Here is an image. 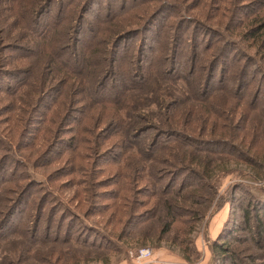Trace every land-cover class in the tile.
Wrapping results in <instances>:
<instances>
[{
	"label": "rangeland",
	"instance_id": "obj_1",
	"mask_svg": "<svg viewBox=\"0 0 264 264\" xmlns=\"http://www.w3.org/2000/svg\"><path fill=\"white\" fill-rule=\"evenodd\" d=\"M86 2L56 0L52 9L71 18L76 30L83 16L92 23L91 14L124 7L117 36L140 30L138 36L113 40L119 76L106 90L113 99L126 87L130 69L137 83L139 75L148 81L155 60L167 70L172 57L173 74L186 78L193 54L197 77L191 76L188 85L195 91L189 93L203 108L187 112L186 96L161 92L165 107H176L170 112L178 113L177 125L191 131L173 127L188 138L164 132L158 144L190 145L195 155L207 151L199 166L190 165L201 178L174 174L171 166L158 163L163 193L151 196L144 174L132 177L130 168L140 163L130 148L134 140L115 136L123 109L106 105L95 115L83 113L76 84L63 90L73 103L53 89L38 106L24 109L22 101L31 93L19 89L21 76H3L0 64V264H264V29H256L264 23V0H93L88 14ZM177 45L175 58L171 50ZM18 54L6 52L0 59L13 62ZM223 89L231 95L239 89L243 101L227 97L225 108ZM167 114L161 113L163 124ZM155 134L147 131L136 141L146 147ZM159 158L171 161V156ZM183 183L205 188H182ZM180 190L194 192L192 199L204 207L186 206L200 209L197 220L181 218L160 236L163 212L156 207ZM64 239L87 241L88 247H62ZM143 249L150 252L147 259H139ZM42 258L45 262L38 261Z\"/></svg>",
	"mask_w": 264,
	"mask_h": 264
},
{
	"label": "trees",
	"instance_id": "obj_2",
	"mask_svg": "<svg viewBox=\"0 0 264 264\" xmlns=\"http://www.w3.org/2000/svg\"><path fill=\"white\" fill-rule=\"evenodd\" d=\"M55 1L0 0V35L1 38L3 37L0 41V54L10 51L19 52L13 62L6 58L3 60L0 59V64L3 65L1 72L3 76H13L16 74L21 76L18 85L19 89H25L26 93H31L29 101L23 102L21 100L23 106H25L23 108L32 110L53 89L60 90L62 92L61 96L65 97L64 100L68 103H73L69 100L72 94L67 96L63 90L76 87L73 85L76 84L78 86V96L81 98V107L79 108L82 112L87 111L88 114L92 113V115H95L97 112L103 110L106 105H114L123 109L122 112L124 115L122 120H120L121 123H117L118 126L116 127L115 136H119L121 141L134 140L135 143L130 148L137 150L140 163L137 164L138 167L130 168L132 177L133 179H137L138 176L144 174V178L148 181L146 184H152L151 188L153 192L151 196L158 197L163 193V189L158 188L160 180V175H158L160 174L159 170L154 168V165L158 163L171 166L173 172H175L174 174L182 173L187 176L194 175L201 178L198 176V171L190 168V165L196 164L199 166L200 163L198 162L201 159H206V156L203 154L207 151L198 149V153L195 155L191 151L190 145L167 148L165 146H159L158 144L159 137L164 135V132L168 136L170 135V137H178L181 135L179 131L173 128L180 127V125H177L178 122L174 121L178 113L170 112L176 107L173 109L165 107L164 101L166 97H162L161 92L171 96V91H173L174 95L186 96V100L191 103L184 106L187 112L194 108L195 104L192 103L193 100L195 102H201L197 101L199 99L192 97L189 93L194 92L195 89L193 86L189 88L188 82H192L190 80L192 78L191 76L193 78L197 77L193 54L190 59V66L186 78L177 79L173 74L176 71L177 60L176 62L172 61V57L168 61L169 68L167 70L162 68L163 62H161L162 67H159V59L155 60V68L151 69L150 76L146 75L149 78L148 81L145 77L143 78L139 75L138 79L142 82L137 83L133 77L135 72L133 69H130V73L126 76L127 80L124 81L126 87L118 93L120 94L119 99H113L106 92L109 89L107 82L112 77L119 76L117 72L119 68V52L116 50L113 51L111 48L113 46V40L116 44V42L118 43L126 36H131V38L138 36L140 30L131 29L117 36L120 28L124 26L120 21L125 11L124 7L118 10L110 7L111 10H106L104 13L100 11L98 14H91V16H94L91 18L93 19L92 23H86L85 17L83 16L80 22H77L78 26L75 30L71 27L73 22L71 18H64L60 14V9L56 10L55 13L53 12L52 8ZM86 3L85 7L88 8V11L84 12L88 14L87 12L90 13L94 3L93 0H87ZM69 5H72V3H69ZM77 8L76 5L74 12H76L75 10ZM148 25H152V22H149ZM99 27L105 28L103 33H97ZM72 29L75 36L70 38L69 32ZM256 29L261 32L264 29V23L256 27ZM99 34H102L101 36L104 34L106 37H98ZM178 46L171 50L175 58H178ZM181 57H185L184 51H182ZM162 82L168 83V87H163ZM204 91L207 94H204L206 100V97L209 95L208 88ZM219 92L225 94L228 91L227 89H223L219 90ZM234 92V95H231L229 90L228 94L225 95V108L231 102L228 101L229 99L227 97L236 98L233 102L238 104L239 100L243 101L240 97L239 89ZM195 107L200 111L203 108V104L200 106L196 105ZM236 108L239 107L236 106ZM162 112L168 113L164 124L160 119ZM198 117L197 122L203 123L205 121L199 115ZM162 128H166L164 129L165 131ZM189 128L184 126L181 129L190 132L191 130ZM147 131H155L159 135L155 134L151 143L143 147L137 143L136 139ZM181 136L186 137L185 135ZM162 155L171 156V161H161L159 157ZM181 186H183L182 188H190L191 190L194 188L197 190L205 188L202 185L196 188L186 183H183ZM209 189L212 190L211 188ZM193 194L194 192L190 191L187 193H183L182 190L176 191L175 194H171L169 199H164L159 207H156L158 212L160 210L163 212L164 222L161 223L160 236L168 235L173 225L181 218L192 217L189 221L197 220L199 212H201L200 209L192 211V209L187 210L186 208V206L191 205L197 206L201 210L203 209V203L192 199ZM131 195H135V193L132 191ZM141 205L144 206V203H141ZM168 217L170 218L169 222L167 221ZM244 217L246 219L249 218L247 212L244 214ZM256 230H260V225L256 226ZM260 232L263 231L260 230ZM57 242L58 238L52 243ZM87 244V241L76 242L71 239L62 240V247L66 248L69 246L87 248ZM55 253V249L51 250L52 255ZM38 261L45 262L43 258Z\"/></svg>",
	"mask_w": 264,
	"mask_h": 264
},
{
	"label": "built area",
	"instance_id": "obj_3",
	"mask_svg": "<svg viewBox=\"0 0 264 264\" xmlns=\"http://www.w3.org/2000/svg\"><path fill=\"white\" fill-rule=\"evenodd\" d=\"M150 255V252L147 249H143L139 251V259H147Z\"/></svg>",
	"mask_w": 264,
	"mask_h": 264
}]
</instances>
